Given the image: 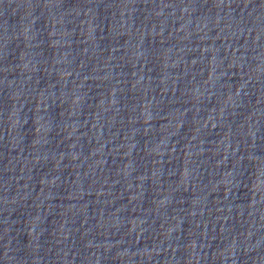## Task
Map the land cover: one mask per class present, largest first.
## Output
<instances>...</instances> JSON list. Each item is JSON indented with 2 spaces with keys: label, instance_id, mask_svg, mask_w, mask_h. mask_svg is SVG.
I'll use <instances>...</instances> for the list:
<instances>
[{
  "label": "water",
  "instance_id": "95a60500",
  "mask_svg": "<svg viewBox=\"0 0 264 264\" xmlns=\"http://www.w3.org/2000/svg\"><path fill=\"white\" fill-rule=\"evenodd\" d=\"M0 264H264V0H0Z\"/></svg>",
  "mask_w": 264,
  "mask_h": 264
}]
</instances>
